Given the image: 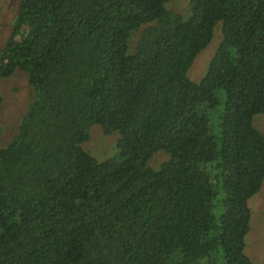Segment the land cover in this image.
<instances>
[{
    "label": "trees",
    "instance_id": "16d2710c",
    "mask_svg": "<svg viewBox=\"0 0 264 264\" xmlns=\"http://www.w3.org/2000/svg\"><path fill=\"white\" fill-rule=\"evenodd\" d=\"M167 1L20 0L0 79L24 72L31 95L0 148V264H252L264 0H189L188 18ZM94 125L116 158L82 148Z\"/></svg>",
    "mask_w": 264,
    "mask_h": 264
},
{
    "label": "rangeland",
    "instance_id": "374dc122",
    "mask_svg": "<svg viewBox=\"0 0 264 264\" xmlns=\"http://www.w3.org/2000/svg\"><path fill=\"white\" fill-rule=\"evenodd\" d=\"M20 0H0V54L2 53L13 30ZM189 0H168L165 8L184 18L190 16ZM138 32H134L129 39V52L134 53L137 44ZM222 39L221 24L214 28L213 39L202 50L187 72L192 82L198 83L205 76L210 60ZM31 88L27 75L17 70L5 79H0V148L14 137L17 127L29 104ZM253 126L264 134V114H258L253 119ZM116 134L105 135L101 127L94 125L89 131V140L83 143L82 148L99 162L117 157ZM169 159L163 151L155 153L148 162L153 170ZM251 210L250 231L245 239V253L252 264H264V181L260 191L248 202Z\"/></svg>",
    "mask_w": 264,
    "mask_h": 264
}]
</instances>
